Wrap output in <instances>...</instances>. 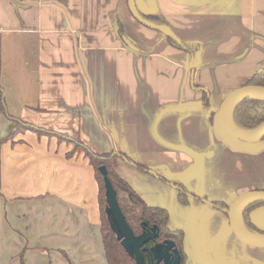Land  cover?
Listing matches in <instances>:
<instances>
[{
	"label": "crops",
	"instance_id": "1",
	"mask_svg": "<svg viewBox=\"0 0 264 264\" xmlns=\"http://www.w3.org/2000/svg\"><path fill=\"white\" fill-rule=\"evenodd\" d=\"M136 5L201 50L172 47L128 0H0V264H108L99 182L83 151L69 156L73 139L112 154L148 205L170 211L187 264H264V248L240 242L226 209L212 205L264 190V143L240 142L217 120L225 97L264 63V0ZM14 120L71 140L12 136ZM250 218L263 235L250 233L264 236V204Z\"/></svg>",
	"mask_w": 264,
	"mask_h": 264
},
{
	"label": "trees",
	"instance_id": "2",
	"mask_svg": "<svg viewBox=\"0 0 264 264\" xmlns=\"http://www.w3.org/2000/svg\"><path fill=\"white\" fill-rule=\"evenodd\" d=\"M22 2L23 0H17ZM141 15L148 21L153 22L158 25H166L158 16L144 14L139 11ZM119 32L121 36L124 35V29L121 23H119ZM169 44L188 54H195L201 50V46L199 44L189 43L182 38L179 40H175L171 37L166 36ZM257 86L264 88V63L262 66L252 74V76L247 80L245 86ZM196 90L202 92L204 97V104L209 106L210 104V93L205 88L201 86L193 85ZM0 111H6V103L4 99V92L0 90ZM232 119L234 124L241 130H254L260 127L264 123V102L257 100H244L240 102L234 109L232 114ZM18 126L17 131L14 132V135L22 129H31L35 130L39 133H47L51 135H57L60 139H68L66 136L61 134H57L54 132H50L41 128H37L32 125H28L21 120H14ZM74 143V149L69 154L72 155L75 151H83L87 158L90 161V164L95 170V174L97 180L99 182L100 188V209H101V233L102 240L104 245V250L106 254V259L108 264H137L135 259L132 258L125 248L123 247L121 241H119L116 237V234L112 231L107 214L106 209L108 206L106 199V188L104 177L100 171V168L105 166L108 170V177L117 192V199L120 205V208L133 230L136 236L141 235L144 232H149L156 228L159 236L153 241H150L146 247L151 249L154 245L158 243H163L166 240H171L175 242L176 247L178 248L181 255V264H187L188 255L185 250V233L182 229L172 228L170 225L171 222V213L168 209L155 207L148 205L145 200L141 197V195L131 186V184L124 179L121 175H119L110 165V161L113 158L112 154H99L92 151L88 146H86L79 139L71 140ZM264 143V139L262 140ZM124 155H121V157ZM127 160L133 163L129 158ZM134 165L137 169L141 171L148 172L149 170L134 162ZM177 188V200L183 206L189 205V196L187 194L186 189L183 185L174 183ZM264 202H258L250 205L244 212L243 215V224L248 232L261 234L260 230H258L253 223L251 222L250 213L251 211L259 206L263 205ZM212 205L214 207H219L220 209H228L229 205L223 202H213ZM144 258L148 264H156V260L153 257L151 251L143 252Z\"/></svg>",
	"mask_w": 264,
	"mask_h": 264
},
{
	"label": "water",
	"instance_id": "3",
	"mask_svg": "<svg viewBox=\"0 0 264 264\" xmlns=\"http://www.w3.org/2000/svg\"><path fill=\"white\" fill-rule=\"evenodd\" d=\"M128 6L133 17L144 26L159 31L165 36L179 40L175 32L167 25H158L146 20L139 12L136 0H128ZM192 85L194 79L192 76ZM257 100L264 102V88L257 86H242L230 92L221 103L217 112V120L221 128L232 138L247 144H256L264 139V123L254 130H241L233 122L232 114L235 107L244 100ZM104 177L106 188L107 209L106 214L112 231L121 241L127 253L135 259L137 264H148L144 258V251H151L156 264H181V255L175 242L166 240L148 249L146 245L158 238L159 234L154 228L136 236L128 224L117 199L115 191L105 166L100 168ZM264 202V190H255L241 194L224 210L229 217L230 225L236 238L250 247L264 248V236H256L248 232L243 224L245 210L252 204Z\"/></svg>",
	"mask_w": 264,
	"mask_h": 264
}]
</instances>
